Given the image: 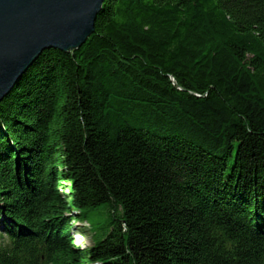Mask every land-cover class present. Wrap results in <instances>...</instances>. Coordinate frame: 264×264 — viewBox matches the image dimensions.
I'll return each mask as SVG.
<instances>
[{
  "label": "trees",
  "instance_id": "16d2710c",
  "mask_svg": "<svg viewBox=\"0 0 264 264\" xmlns=\"http://www.w3.org/2000/svg\"><path fill=\"white\" fill-rule=\"evenodd\" d=\"M0 264H264V0H104L43 50L0 102Z\"/></svg>",
  "mask_w": 264,
  "mask_h": 264
},
{
  "label": "water",
  "instance_id": "95a60500",
  "mask_svg": "<svg viewBox=\"0 0 264 264\" xmlns=\"http://www.w3.org/2000/svg\"><path fill=\"white\" fill-rule=\"evenodd\" d=\"M103 1L0 0V102L43 50L80 48Z\"/></svg>",
  "mask_w": 264,
  "mask_h": 264
},
{
  "label": "rangeland",
  "instance_id": "374dc122",
  "mask_svg": "<svg viewBox=\"0 0 264 264\" xmlns=\"http://www.w3.org/2000/svg\"><path fill=\"white\" fill-rule=\"evenodd\" d=\"M109 213L110 212L107 209L100 207V209L97 210H93V209L90 210L89 215H90V219L93 220V222L102 224L107 221L108 216H110ZM71 223L73 224L72 231L74 232V236L76 238L77 243L80 245L91 246L93 244V239H92L93 232L90 230V225H89L90 223L84 220H71Z\"/></svg>",
  "mask_w": 264,
  "mask_h": 264
},
{
  "label": "bare ground",
  "instance_id": "6f19581e",
  "mask_svg": "<svg viewBox=\"0 0 264 264\" xmlns=\"http://www.w3.org/2000/svg\"><path fill=\"white\" fill-rule=\"evenodd\" d=\"M55 49V48H54Z\"/></svg>",
  "mask_w": 264,
  "mask_h": 264
}]
</instances>
